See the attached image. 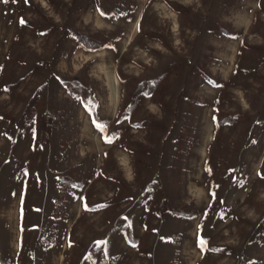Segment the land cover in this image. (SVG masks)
Here are the masks:
<instances>
[{
    "label": "rangeland",
    "instance_id": "obj_1",
    "mask_svg": "<svg viewBox=\"0 0 264 264\" xmlns=\"http://www.w3.org/2000/svg\"><path fill=\"white\" fill-rule=\"evenodd\" d=\"M101 263L264 264V0L0 2V264Z\"/></svg>",
    "mask_w": 264,
    "mask_h": 264
},
{
    "label": "trees",
    "instance_id": "obj_2",
    "mask_svg": "<svg viewBox=\"0 0 264 264\" xmlns=\"http://www.w3.org/2000/svg\"><path fill=\"white\" fill-rule=\"evenodd\" d=\"M81 41L83 42L84 46L88 47V45H90L89 47L90 49L95 50L98 48L97 46H91V44L97 43V40H95L93 36L83 37L81 38ZM103 46H104V42L102 41L100 43V47H103ZM203 75L208 78V76L205 73ZM118 77L122 79V77L119 74H118ZM165 77L166 76H160V78L157 81L146 80V79L138 81L134 85L131 95H137V93H141V92H143V94L145 95H152L154 90L157 88L158 82L164 80ZM72 84L73 86H77V85H74L75 83H72ZM77 90H78L76 91L77 96L81 98L83 105L85 106L86 110L90 113L92 119L95 121V123L101 124L100 123L101 118L99 117V114L97 113V108L95 105L96 103L93 100H91L88 87L86 88L85 85H79V89ZM238 117L235 115L233 116L232 115H220L215 119V126L218 128L224 124H234L235 121L238 119ZM106 124L107 123L105 122V125Z\"/></svg>",
    "mask_w": 264,
    "mask_h": 264
},
{
    "label": "bare ground",
    "instance_id": "obj_3",
    "mask_svg": "<svg viewBox=\"0 0 264 264\" xmlns=\"http://www.w3.org/2000/svg\"><path fill=\"white\" fill-rule=\"evenodd\" d=\"M111 81H112V85H113V88H114V96H116V94H117V84L119 82L118 77L114 74L112 76V80Z\"/></svg>",
    "mask_w": 264,
    "mask_h": 264
},
{
    "label": "snow or ice",
    "instance_id": "obj_4",
    "mask_svg": "<svg viewBox=\"0 0 264 264\" xmlns=\"http://www.w3.org/2000/svg\"><path fill=\"white\" fill-rule=\"evenodd\" d=\"M0 2L7 4L9 2V0H0ZM14 2H18V0H14ZM25 2H27V0H25ZM21 22L23 23V21H21Z\"/></svg>",
    "mask_w": 264,
    "mask_h": 264
}]
</instances>
